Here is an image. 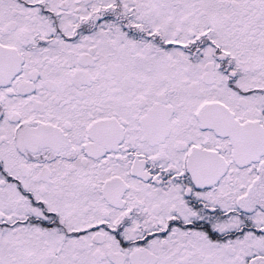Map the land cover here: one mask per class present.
Segmentation results:
<instances>
[{
    "label": "snow or ice",
    "instance_id": "snow-or-ice-1",
    "mask_svg": "<svg viewBox=\"0 0 264 264\" xmlns=\"http://www.w3.org/2000/svg\"><path fill=\"white\" fill-rule=\"evenodd\" d=\"M0 264H264V0H0Z\"/></svg>",
    "mask_w": 264,
    "mask_h": 264
}]
</instances>
